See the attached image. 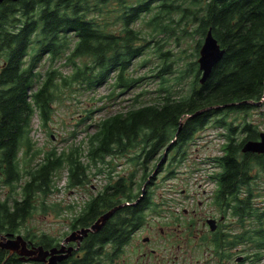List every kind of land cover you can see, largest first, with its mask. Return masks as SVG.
Masks as SVG:
<instances>
[{
  "label": "trees",
  "instance_id": "trees-1",
  "mask_svg": "<svg viewBox=\"0 0 264 264\" xmlns=\"http://www.w3.org/2000/svg\"><path fill=\"white\" fill-rule=\"evenodd\" d=\"M151 2L6 0L0 3V56L3 57L0 67V167L4 169L1 173L6 175L5 182L13 188L12 194L24 176L20 170L19 153L25 146V154L31 152L34 115L39 113L44 124L51 119L54 81L60 73L56 68L47 70L46 79L39 85L43 73L38 67L44 56H48L50 64L59 59L68 63L73 60L76 68L72 75L63 76L67 86L78 83L80 87L97 92L115 78L112 91L134 87L142 78L135 77L132 69L137 58L145 53L134 25L141 14L151 8ZM184 4L187 7L183 9ZM161 6L167 13L186 12V16L199 22L195 30L202 36L210 28L213 30L226 52L210 77L201 83L202 72L197 61H191L190 69H187L193 77L189 93L177 95L173 88L166 87L153 102L141 100L138 103L137 99L127 110L100 118L94 125V132L72 147L69 153L57 155L54 151L37 166L31 165L26 169L30 176L22 188L23 198L14 196L11 205L8 201L2 203L0 233L20 232L37 207V192L47 195L52 191L56 170L67 167L69 184L77 187L88 184V170L98 166V173L117 170L120 163L116 159L126 156L142 168L143 185L157 166L150 168V163L158 156L160 158L181 124L173 148L184 143L187 145L212 121L213 126L226 128L228 134H225L231 138L220 161L222 170L216 175L218 189L214 192V202L218 203L229 195L237 196L238 189L252 180V162L264 167L262 154L243 153L240 156L246 141L258 139V126L252 125L245 117L244 137L234 143V135L240 132V127L228 119L229 113L257 109L260 104L256 103L264 100V0H179L175 5L173 1L162 0ZM111 12H116L114 19L110 18ZM116 22L123 26L119 31L122 33L111 28ZM73 36L78 40L72 49ZM200 46L201 40L196 49ZM69 49H72L70 54ZM77 58L85 63H79ZM168 66L165 64L164 68ZM187 77L188 74H182L177 80ZM246 100L253 103H240ZM228 103L238 104L186 117L206 107ZM133 177L136 174L133 173L130 179L120 176L116 183L110 181L104 190L81 206L71 220L72 229L88 227L115 206L127 201L131 203L119 209L100 230L90 232L81 245L85 250L82 257H70L59 264H103L109 256L102 249L105 243L111 242L114 247L126 244L135 229L145 224L150 209L154 213L160 212V203L153 201L151 193L139 199L142 191L132 192ZM153 179L154 176L149 181L151 184ZM134 201L137 202L132 204ZM240 210L244 208L240 207ZM263 218L264 211L257 215V221H261L257 228L263 226ZM26 237L46 247H51L54 241L46 233ZM0 264H25V261L17 254L9 255V251L0 247Z\"/></svg>",
  "mask_w": 264,
  "mask_h": 264
},
{
  "label": "rangeland",
  "instance_id": "rangeland-1",
  "mask_svg": "<svg viewBox=\"0 0 264 264\" xmlns=\"http://www.w3.org/2000/svg\"><path fill=\"white\" fill-rule=\"evenodd\" d=\"M168 1H173L175 5L179 0ZM161 3L162 0H152L150 3L151 8L143 12L134 25L139 31L141 37L139 41L144 45L145 53L137 58L132 72L135 77L142 78V80L125 92L121 91L122 88H116L115 91H112V94L114 93L113 98L110 97L112 95L110 94V88L113 85L112 83L115 82V78L100 87L97 92L80 87L78 83L67 86L64 84L63 76L72 75L76 65L72 62H65V59H59L57 63L50 64L48 56H44L38 67V70L43 73L39 85L46 79L47 70L56 68L60 73L54 81L56 84L53 88L55 100L52 104L51 119L48 124H44L39 114H36L33 118V130L31 132L33 146L28 155L25 154L27 149L25 145L22 146H25V148L19 153L20 170L24 173V176L17 183L15 193L9 192L10 188L5 183L6 178L0 174V201L2 203L6 201L9 204L13 203L14 196L23 198L22 188L30 176L26 174V169L30 168L31 165L37 166L49 152L57 151V155L63 152L68 153L76 144L79 145L78 143L84 137H88L94 132V125L100 118L127 110L129 105L134 103L133 97L141 91H144L145 94H140L139 102L141 100L155 101L159 97L161 89L166 87L173 88L177 95L190 92L193 77L187 69H190L189 63L191 61L198 60L200 54L199 48L197 50L196 46L199 40L202 44L204 36L195 30L199 22H195L192 18L186 16L188 15L186 12L178 10L177 12L167 13L166 10H163L165 7L161 6ZM114 7L115 4L113 3L112 8ZM185 7H187V4L182 5L183 9ZM115 17L116 12H111L110 18L114 19ZM111 28L117 29L116 32L118 33L123 26L120 22H116ZM77 40V36L72 37L71 47L76 44ZM77 61L83 63L80 59H77ZM2 63L3 57L0 56V67ZM165 64H169L166 69L164 68ZM197 65L199 66L198 62ZM182 74H188V77L177 80V76ZM245 117L252 125H257L259 131H264V101L260 103L257 109L229 113L228 119L234 121L240 127V132L234 135V143H238L244 137L242 130L246 121ZM212 124L214 125L213 121L206 128L199 130L187 145L184 143V147H175L176 150H172L173 147H170L169 152L171 153L168 155L170 160L167 163L166 160L164 161L166 163L164 170L161 169L164 162L160 163L156 172L157 176L155 175L156 178L152 180V185L149 182L146 187V190L150 187L147 193H151L153 201L162 204L159 207L160 212L154 213L153 209L147 212L145 222L147 224L137 231L128 246L129 248H124L121 252L123 254L116 264H146V260L140 255L151 247L164 248V246L171 247L167 258L172 260L165 264H189L190 259L186 246L187 236L183 230L184 223L192 215L183 216L184 218L181 219H172V217L183 213L185 208L188 211L195 209L198 215L201 216H203V213H212L215 199L213 188L216 181L212 178L211 173L220 170V166L212 158L224 154V146L230 143L229 140L231 141V138L225 134H228L226 128L215 127ZM31 154H34V156L31 157ZM240 156H242L241 153ZM158 158L150 163V168L154 169L158 160H160ZM118 161L121 164L119 166L120 170L116 172L117 175L124 173H128V175L136 174V177L132 178L130 187L132 186L133 193H139L143 183V178L141 179L142 168L137 165L136 161L128 158H121ZM251 165L252 180L247 184H243L239 189L240 196L243 198L242 201H244L242 205L245 207V214L239 216L234 213V208L231 206L236 205L238 199L234 202L232 198L230 199V207L226 208V212L229 215L227 221L231 225L240 220V233L248 230L251 236L256 239L257 234L264 233V225L257 228V215L264 211V167L255 161ZM142 166L145 167V164H142ZM208 167L211 169H208ZM98 168L99 166L88 170V184L77 187L69 184L70 177L67 167L56 170L52 191L47 195L40 191L37 192V207L21 226L19 234L26 237L27 235L36 234L39 236L46 233L52 239H55L53 243L62 242L72 231L71 220L78 213L81 206L91 195L106 188L105 186L109 181V172L106 170L96 175ZM1 171H4V169L0 167ZM125 178L130 179L128 176H125ZM9 195L10 197L5 200ZM202 222L198 223L199 229L203 227ZM167 224H173L175 227L169 236L161 234L160 227L164 226L165 229H168ZM225 233H227V230H225ZM145 236H149L151 240L145 243L143 241ZM178 243L180 244L179 249L177 248ZM199 243L202 242L199 241ZM225 243L226 239L224 238ZM254 245L255 241L253 240L241 244V247H254ZM104 247H108V245H104ZM140 247H144L143 250ZM192 247H196L193 251V264H201L204 254L201 251H195L200 249V247H197V241ZM215 258L213 257V261H215ZM24 261L25 264H30V262ZM150 262L155 263V260ZM104 264H109L106 258ZM156 264H158V259H156ZM255 264H264V260Z\"/></svg>",
  "mask_w": 264,
  "mask_h": 264
},
{
  "label": "flooded vegetation",
  "instance_id": "flooded-vegetation-1",
  "mask_svg": "<svg viewBox=\"0 0 264 264\" xmlns=\"http://www.w3.org/2000/svg\"><path fill=\"white\" fill-rule=\"evenodd\" d=\"M240 197L241 196H239V198ZM231 198H235V197H228L224 200V202L223 201H220L218 203L217 201L213 202L212 213L210 214L203 213V216H201L198 215V212L195 209H193V211H188V209L185 208L183 213L176 214L172 217V219H181L184 218L183 216H188L189 214L192 215L187 218V221L184 223V230H183V232L187 236L186 246L188 250V257L190 259L189 264H193V251L196 247H192V246L196 241H197V247H200V249H196L195 251H201L204 254V259L201 261V264H241L240 252L244 250L243 249L244 246L241 247V244L252 242L253 240H255V238L254 236L253 237L245 236L246 234L250 233V231L248 230L244 231L242 234L240 233L239 230L241 224L240 220L234 222L232 225L227 221L229 219V215L228 212H226V208L230 207ZM231 207L234 208V213L236 214L240 211V206L237 204ZM166 218H170V217H166ZM201 221H203L202 222L203 227L202 229H199L198 223ZM167 226L168 229H165L164 226L160 227L161 234L169 236L172 234L175 227L173 224H167ZM140 228H138L135 231L133 236L137 233V231ZM225 230H227V233H225ZM0 234H6V233H0ZM86 237L87 236H85V238ZM144 238H148L147 241H144L145 243L151 240L149 236H145ZM224 238L226 239L225 244H224ZM199 241H201L202 243L200 244ZM33 245L35 244L31 240H29V246L32 247ZM70 245L72 246L75 245L74 248L76 249L72 251L69 257L76 256L77 258H80L84 255L85 250L83 249V247H78L77 243L68 244V246ZM106 245H108V247H102V249L106 255L110 253V256L107 258V260L109 261L110 264H116L120 259L121 255L123 254L121 252L124 250L125 247H111V245L109 244ZM177 246H178L177 248L179 249L180 244L178 243ZM58 247H60V244ZM140 248H142L143 250L144 247H140ZM142 250L140 251L141 253ZM170 250L171 247H167V246H164V248L151 247L147 249V251L144 252L143 254L140 255L139 253V255L146 260V264H156V259H158V264H163V263L165 264L166 262L172 261L167 258L170 253ZM213 257H216L215 261H213ZM153 260H155V263L150 262ZM124 261H126V259H124ZM38 263L44 264V262H38ZM93 264L95 263L93 262Z\"/></svg>",
  "mask_w": 264,
  "mask_h": 264
},
{
  "label": "water",
  "instance_id": "water-1",
  "mask_svg": "<svg viewBox=\"0 0 264 264\" xmlns=\"http://www.w3.org/2000/svg\"><path fill=\"white\" fill-rule=\"evenodd\" d=\"M4 1H6V0H0V3L4 2ZM9 1H16V0H9ZM225 52H226V49L221 47L218 39L215 37V35L213 33V30L209 29L207 31L205 38H204V41L201 45L200 56L198 58L199 68L202 71V77L200 80L201 83H205L207 81V79L210 77L214 67L222 59ZM262 102H259L256 104H260ZM240 103H253V102L250 100H246V101L240 102ZM235 104H238V103H228L226 105L209 106V107H206L200 111H197L196 113L188 114L186 116L192 117V116H195L197 114H200L201 112H203L205 110H210L213 108H220L223 106L225 107V106L235 105ZM181 127H182V124L179 127L178 133H179ZM170 147H171V144L168 145V147L166 148V152L164 153L162 161H164L165 158L167 157V154H168ZM173 149L174 148H172V150ZM242 150L244 152H253V153L263 154L264 153V132H262L260 134L259 140H248L243 145ZM166 161H167V159H166ZM165 162L163 163L161 169L163 168ZM160 170H159V172H160ZM155 173H156V171H155ZM145 187H146V185L144 186L143 191H145ZM149 188H148V190H149ZM148 190H147V192H148ZM136 202H134V203H136ZM126 204H130V203L129 202L122 203L121 205H118V206L112 208L111 210L105 212L96 220V222L91 227L82 228L79 231L72 232L71 235L66 237L65 240L61 243V247L55 246V247H52L50 249H47L42 245L28 247V241L21 234L12 238V236L14 235L12 233L8 234L7 236H1L0 246L4 249H8L9 251H11V253L17 252L18 254H20L23 257H28L30 260L46 261L45 264H58L60 261L67 259L70 256V254L72 253V251L74 250L73 246L67 248L66 243L74 241V240H77V241L79 240L78 243L80 244V241L83 240L84 236L88 235V233L90 231H97V230L101 229L103 227V225L111 218V216H113V214L115 215L116 211L121 209ZM145 240H147V238ZM48 257H49V259H48Z\"/></svg>",
  "mask_w": 264,
  "mask_h": 264
},
{
  "label": "bare ground",
  "instance_id": "bare-ground-1",
  "mask_svg": "<svg viewBox=\"0 0 264 264\" xmlns=\"http://www.w3.org/2000/svg\"><path fill=\"white\" fill-rule=\"evenodd\" d=\"M176 150V149H175ZM241 154H243V153H241Z\"/></svg>",
  "mask_w": 264,
  "mask_h": 264
}]
</instances>
